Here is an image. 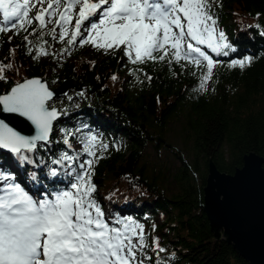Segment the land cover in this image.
Returning <instances> with one entry per match:
<instances>
[{
  "label": "trees",
  "instance_id": "1",
  "mask_svg": "<svg viewBox=\"0 0 264 264\" xmlns=\"http://www.w3.org/2000/svg\"><path fill=\"white\" fill-rule=\"evenodd\" d=\"M214 13L217 28L234 51L224 49L228 55H216L201 46L219 61L206 91L199 89L206 62L203 69L183 59L169 64L167 57L133 64L120 49L94 60L76 55L50 75L51 29L32 26L12 38L0 32V65H12L4 71L6 82L0 80V95L29 77L47 79L51 88L64 80L77 83L73 96L52 102L62 119L55 124L51 143L29 154L34 163L0 153V171L44 194L71 191L74 179L66 172L68 162L52 161L63 152L78 154L76 172L82 171L79 165L84 159L93 161L94 197L105 219L112 223L131 218L144 227L149 247L143 251L151 257L145 264L168 260L172 254L170 264H249L231 244L214 237L202 203L208 157L227 175L242 167L243 155L249 152L264 160V0H217ZM38 51L46 52V57ZM245 57L252 58L250 65L229 66ZM79 88L87 95L76 109L70 100L81 95ZM78 124L80 134L102 135L108 146L103 155L88 159L86 152L64 144L66 133H71V144ZM155 141L159 146L152 147L163 158H154L158 161L148 166L152 161L147 148ZM173 145L187 162L181 161ZM169 155L176 156L178 165L166 163ZM52 170L57 171L55 177ZM154 239L164 252L153 251Z\"/></svg>",
  "mask_w": 264,
  "mask_h": 264
},
{
  "label": "snow or ice",
  "instance_id": "2",
  "mask_svg": "<svg viewBox=\"0 0 264 264\" xmlns=\"http://www.w3.org/2000/svg\"><path fill=\"white\" fill-rule=\"evenodd\" d=\"M39 2L43 4L45 0ZM216 3L217 0H47V7H41L31 17L27 10L29 0L23 4L19 0H0V13L5 22L20 21L19 28L23 30L33 19L40 28L55 23L60 29L59 40L64 41L69 35L66 25L72 22L73 8L78 5L74 30L66 41L69 46L78 40L80 46L91 44L106 52L123 46L124 54L133 64L164 61L167 57L169 64L183 59L203 69L206 62L207 70L199 84V89L206 91L219 61L202 51L201 46L216 55H228L223 50L231 49L225 33L216 26ZM97 13L98 22L91 21ZM16 27L13 23L12 28ZM7 30L0 27V32ZM55 32L56 28L51 29L52 34ZM41 54L47 53L37 52ZM251 61V57H245L229 66L244 68ZM11 67L0 65V80L6 82L4 71ZM53 95L39 79L25 80L0 95L4 112L19 114L35 129L34 135L25 136L0 121V150L8 151L22 163H34L29 154L51 143L53 125L60 115L57 109L48 106ZM69 135L65 134L64 144L71 148ZM96 141L97 137L92 135L85 144L89 156H95L89 145L94 146ZM77 159L78 154L63 152L52 161L54 164L67 161V174L73 176L74 182L70 184L71 191L45 193L42 199L34 198L14 182L13 176L0 171V264H145L151 259L143 251L149 247L143 226L131 218L112 223L105 219L94 197L96 188L90 171L93 161L85 160L79 165L82 171L76 172L73 164ZM50 175L55 177L57 171L52 170ZM152 243L157 254L165 251L157 240ZM172 257L159 258L156 264H170Z\"/></svg>",
  "mask_w": 264,
  "mask_h": 264
},
{
  "label": "water",
  "instance_id": "3",
  "mask_svg": "<svg viewBox=\"0 0 264 264\" xmlns=\"http://www.w3.org/2000/svg\"><path fill=\"white\" fill-rule=\"evenodd\" d=\"M29 79H39L54 94L48 103L67 95L70 89L77 86L73 80H64L59 86L51 89L42 77H29L25 80ZM52 108L58 110L56 107ZM59 113L54 124L62 118V113L60 111ZM0 121L22 135L35 134L34 126L30 121L19 114L4 112L2 106H0ZM52 134L53 131L50 140ZM0 152L13 155L6 150H0ZM263 164V158L249 152L243 155L242 167L235 168L232 175H227L220 173L208 157L206 186L203 188L202 209L214 237L231 244L249 264H264Z\"/></svg>",
  "mask_w": 264,
  "mask_h": 264
},
{
  "label": "rangeland",
  "instance_id": "4",
  "mask_svg": "<svg viewBox=\"0 0 264 264\" xmlns=\"http://www.w3.org/2000/svg\"><path fill=\"white\" fill-rule=\"evenodd\" d=\"M19 2L21 4H23L24 0H19ZM95 2H98V0H95ZM44 3H46L45 6H43ZM44 3L41 4L39 2V0H29V4L27 6V10L29 11V16L34 17L36 12L41 7H47V2H44ZM104 7H106V5ZM62 10L63 9L61 8L60 11H62ZM78 10H79V6L78 5L74 6L73 12H72L73 20H72V22L70 24L66 25V27L68 28L69 35L66 36L64 41H60L59 40L60 29L58 27H56L55 23L46 24V26L44 27L45 29H49V30L53 29V28H56V32L54 34H52V38H53V35H55L56 38L54 39V44H53L52 50L50 52V58H51L50 59V64L52 65V69H51L52 72H51L50 75H52L53 73L59 72V67L62 66L63 63L66 60H70L76 55L77 56H84L88 60H94V59H96L98 57L108 56V55H111L113 52L120 51V49L117 50V49L113 48V49L108 50L106 52L103 49H97L96 47H93L91 44H85L84 46H80L79 40L73 46H69L66 41H67L68 38H70L71 31L74 30L75 16L78 13ZM102 10L103 9H101V11ZM53 19H55V17ZM98 20H99V13H97V16H95V17L93 16L91 18V21L98 22ZM33 21L35 22L34 19H33ZM91 21H88L86 23L90 24ZM9 22H10V24H8L6 26V29H9V30L4 31L3 33L5 34V37L12 38L16 34L19 33V23H20V21L15 20V24L17 25L16 28H12L13 21H9ZM37 24L39 25L38 21H37ZM31 26H32V24L31 25H26V30L28 28H30ZM26 30L22 29V31H26ZM82 31H83V29H82ZM85 35H87V33H85ZM193 43H194V41H193ZM184 47H186V44L184 45ZM121 49H123V46H121ZM1 55H2V53H1V48H0V56ZM40 56H41V58L44 59L46 57V54H41ZM50 75L48 76V78L50 77ZM73 91L74 90H71L70 93L67 95V97L73 96L75 94ZM86 95H87V93L86 92H82V91H81V95H77L76 94V97L73 98L72 100H70L71 107L78 109L80 107L81 103H82V100H80L81 97H85L86 98ZM63 98H61V99H63ZM61 99H55L52 102L57 104L59 101H61ZM52 102L48 103L49 107H51V108H52ZM55 107H57V106H55ZM79 126H80V124H78L77 127H76L77 131L74 130L75 138H73V141L71 142V148L75 152H78V153L86 152L85 153L86 156H88V159H90L89 155L87 154V151L85 150V144L87 143V141L90 138V136L95 135L97 137V141L94 142V146L93 145H89V147H92V151L95 153V156H92V158H96L97 155H103L105 153L104 150H107L108 146H107V148H104V145H105L104 143L105 142H103V140H102V135H100L98 132H95V131H86L84 134H80L78 132L80 130ZM59 132H61V131L59 130ZM55 134H57V131L55 132ZM158 143L159 142L155 141V142H153V143L148 145L147 155L150 158V160L152 161L150 164H148V166L155 165V163L159 159L163 158V154H160V155L157 154L156 155V152L154 151V149L152 147V144L153 145L156 144V145L159 146ZM175 147H176V145H173L172 149L174 150L175 153L179 154V157H180L181 161H183V162L186 161L187 162V160L184 157V155L182 153H180L179 149H177ZM154 158H157L158 160H153ZM84 160H87V159H84ZM166 163H173V165H178L179 160L176 158V156L169 155V159H168V161H166ZM86 167H87V165H85V168ZM79 169H81V168L79 167ZM14 182H16V181H14ZM0 186H2V185H0ZM143 229H144V227H143ZM221 235H222V233H221Z\"/></svg>",
  "mask_w": 264,
  "mask_h": 264
},
{
  "label": "bare ground",
  "instance_id": "5",
  "mask_svg": "<svg viewBox=\"0 0 264 264\" xmlns=\"http://www.w3.org/2000/svg\"><path fill=\"white\" fill-rule=\"evenodd\" d=\"M32 192H33V193H37L38 190H37V189H33Z\"/></svg>",
  "mask_w": 264,
  "mask_h": 264
}]
</instances>
